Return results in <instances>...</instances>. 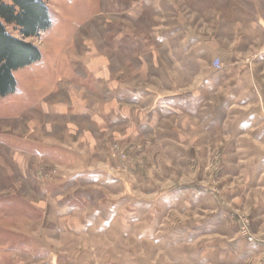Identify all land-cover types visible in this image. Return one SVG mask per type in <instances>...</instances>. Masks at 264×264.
<instances>
[{"label":"rangeland","instance_id":"374dc122","mask_svg":"<svg viewBox=\"0 0 264 264\" xmlns=\"http://www.w3.org/2000/svg\"><path fill=\"white\" fill-rule=\"evenodd\" d=\"M42 1L50 27L38 38L25 39L41 58L14 71V92L0 98V264H50L54 252L59 264H264V28L259 25L261 19L264 27V0H231L230 5L162 0L165 16L142 15L143 20L131 24L125 16L117 22L112 9L116 0ZM238 11L245 18L243 27L229 21ZM91 14L93 19L87 20ZM158 24L171 31L179 27L186 48L182 71L168 65L167 77L157 80L140 74L126 82L127 75L120 72L116 78L166 96L197 92L200 108L162 121L158 130L168 137L161 139L155 134L133 138L123 126L99 132L93 124L72 121L83 130L75 140L92 144L86 151L79 149L84 151L82 161L63 166L36 156L31 141L46 140L40 126L47 120L29 110L41 99L51 105L62 102L70 110L78 103L94 102L103 113L107 107L89 95L76 101L49 94L61 62L94 58L97 52L96 59L110 63L118 59L111 49L114 30L138 31L151 46L150 30ZM83 44L96 51L82 52ZM132 71L142 73L137 67ZM214 105L223 109L221 118L196 116ZM219 118L212 130L211 120ZM82 168L116 179L112 187L120 201L90 187L53 192ZM76 194H84L82 204L95 211L119 204L120 218L108 219L104 209L102 227L86 224L81 234L68 233L64 227L69 223L52 208L82 198ZM148 203L156 209L150 222ZM123 205L134 206L131 218ZM206 251L214 255L208 262L198 258ZM222 252L231 253V259H222Z\"/></svg>","mask_w":264,"mask_h":264},{"label":"crops","instance_id":"0c3cea01","mask_svg":"<svg viewBox=\"0 0 264 264\" xmlns=\"http://www.w3.org/2000/svg\"><path fill=\"white\" fill-rule=\"evenodd\" d=\"M215 1L216 0H209L207 2L214 3ZM217 1L226 5L232 3L231 0ZM246 1L247 0H238V2L241 3H246ZM155 2L159 5L156 6ZM162 2V0H116V5L112 9L116 13L115 18L118 23L119 20L122 22V17L125 16L127 23L131 24L130 22L133 20L136 22H138V20H143V18L140 19L142 15H147L149 18L152 14L155 19H160V17L165 16V13H163L164 11L160 8ZM123 10L126 12L124 13ZM238 12L239 13L234 14L233 18L230 15L229 21L233 19L243 27V20L245 18L240 16L242 12ZM93 17L94 14H91L86 19L91 21ZM209 18H212V16ZM258 18L260 19L259 16ZM227 20L228 19L224 17V21ZM224 23V28H230L231 25L229 26L226 25V22ZM259 23V25H261L260 27L263 29L264 27L261 19ZM175 28L176 29L171 31L167 28L166 24L153 26L150 30L154 35V42H150L151 46L143 43V38L141 39V35L138 31L132 35L128 28H126V30L128 29L126 32L122 27L120 33L119 30L115 31L113 28L114 36L116 37L113 38L111 49L113 55L118 57V59L114 58L109 63L103 57L96 59L97 52H94L95 59L85 57L83 60H73L69 57L68 60H63L61 62V69L55 71L60 75H57L55 80L51 82L48 93H61L66 99L71 100L76 98V101L81 98V95H89L95 99V102L107 104V107L103 113L99 105H94V102L84 104L78 103L75 109L70 110L67 109L65 107L67 105L62 102L55 100L56 103L51 105L45 103L44 100L41 99L34 108L29 110L42 115L46 118L45 120H47V122L40 126L41 136L46 137V140L39 141L33 138L31 141V149L35 150V155L39 158H48L54 164L63 166H71V164H78L82 161V158H84V151H80L79 149H85L86 151L92 144H90V142L86 144L84 141L85 139L75 140L79 137L78 133H82L83 130L79 127L78 123L73 124L72 121L80 120L83 121L82 124H93L94 128L98 129L99 132H101L100 130L103 128H105V130H112L119 129V127L123 126L130 129L133 138H138L137 136L141 135L148 136L155 134L161 139L168 137L167 133H161L163 131L158 130L162 121L172 116L182 117L188 112H193L197 108L199 109L201 94L197 92H191L187 95L172 94L166 96L157 94L147 87H132L131 85L121 84L120 82L122 81L116 78V76H119V72L127 75L126 82H130V78H136L137 75L140 74L143 76L146 75L148 79L151 78L149 76H153V79L167 77L166 67L168 65L169 67L177 68L179 71H182L183 65L181 57L186 48H184L183 39H180L179 27ZM148 34L150 35L151 33ZM177 36L179 37L178 39ZM132 37H134L133 41ZM88 46L83 44L82 52L96 51L95 49L91 50ZM172 52L174 54H171ZM127 53L136 54L131 56ZM166 59H169L168 61L171 65L167 63ZM109 66L111 67L110 70L108 69ZM136 67L139 68L142 73H134L132 69ZM144 81L145 80L142 79L141 82L144 83ZM184 99H186L185 103ZM223 112V109L214 105L213 107L209 106L206 112L197 114L196 116H213V118L216 116L221 118ZM107 118H110V120H107ZM220 118L217 122L211 120L210 126L212 130L215 129L214 125L216 123L220 124ZM199 121L200 119H198V122ZM75 134L76 136L74 137L73 135ZM73 140H75V143H72ZM116 184L117 180L107 172L82 168L72 176L64 179L59 185L54 186L53 192L55 190H62L65 192L70 186H72V188L90 187L93 188L95 192L102 193L106 191L114 194L115 199L111 201L119 202L120 199L117 197L119 193L112 187V185L115 187ZM76 196L82 198L74 199L73 197L72 199H66L61 205H58L57 208H52V213L59 212L57 215L59 217L62 216L61 218L69 223V226L66 225L64 227L69 229L68 233L81 234L86 224H90L91 226L98 224L99 228L102 227L103 217L101 215L104 213V209L109 212L108 219L110 220L119 219L121 216L119 214V204L117 203H112L108 206H100L99 202L98 205L100 209L95 211L89 208L87 209V204H82L81 201H85L83 198L84 194H76ZM163 197L162 195L159 196V198ZM94 205L95 204L92 206ZM146 205H148L146 207V212H150L147 222H150L151 211L156 209L154 208L155 205L151 203ZM122 208L123 211L127 212L126 217L131 218L132 214H134V206L128 205L125 207L123 205ZM124 208H126V210ZM129 212L130 214H128ZM122 217H124V215ZM222 253V259H231V253ZM199 255L198 258L204 262L210 261L209 259L214 256L212 252L209 251L202 252ZM49 260L50 264H59L58 252L50 253Z\"/></svg>","mask_w":264,"mask_h":264},{"label":"trees","instance_id":"16d2710c","mask_svg":"<svg viewBox=\"0 0 264 264\" xmlns=\"http://www.w3.org/2000/svg\"><path fill=\"white\" fill-rule=\"evenodd\" d=\"M49 27L48 10L42 0H0V98L14 92V71L41 58L40 51L25 39L38 38Z\"/></svg>","mask_w":264,"mask_h":264},{"label":"built area","instance_id":"2783aa9c","mask_svg":"<svg viewBox=\"0 0 264 264\" xmlns=\"http://www.w3.org/2000/svg\"><path fill=\"white\" fill-rule=\"evenodd\" d=\"M248 241H249V242H252V240H251V239H248ZM252 243H253V242H252Z\"/></svg>","mask_w":264,"mask_h":264}]
</instances>
